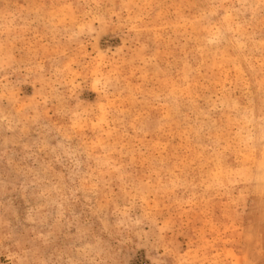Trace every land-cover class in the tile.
Segmentation results:
<instances>
[{
    "label": "rangeland",
    "instance_id": "obj_1",
    "mask_svg": "<svg viewBox=\"0 0 264 264\" xmlns=\"http://www.w3.org/2000/svg\"><path fill=\"white\" fill-rule=\"evenodd\" d=\"M0 264H264V0H0Z\"/></svg>",
    "mask_w": 264,
    "mask_h": 264
}]
</instances>
